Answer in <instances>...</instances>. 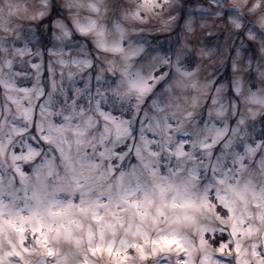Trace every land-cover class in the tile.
I'll return each mask as SVG.
<instances>
[{
	"label": "clouds",
	"instance_id": "obj_1",
	"mask_svg": "<svg viewBox=\"0 0 264 264\" xmlns=\"http://www.w3.org/2000/svg\"><path fill=\"white\" fill-rule=\"evenodd\" d=\"M10 96L34 109L32 121ZM97 102L127 130L119 141L108 137L116 145L111 159L100 156V137L114 124ZM41 105L51 111L41 114ZM50 123L60 131H49ZM77 125L86 135L73 132ZM142 135L154 140L158 157L143 150ZM0 141V176L5 186L14 181L19 197L5 199L24 208L30 249L10 264H117L107 249L143 243L137 225L150 240L174 234L183 248L173 244L156 257L149 243V258L131 249L129 264H262L264 0H0ZM177 145L184 155L177 157ZM17 166L31 181L27 201ZM37 169L47 188L31 198ZM137 183L132 199L152 201L140 211L155 216L163 206L159 224L126 206L115 219L109 213ZM53 201L63 215L47 214ZM25 203L39 207L43 220L29 221ZM88 205L103 218L81 211ZM41 227L46 245L32 231ZM220 237L228 239L215 243ZM10 241L19 245L18 234L6 230L0 247Z\"/></svg>",
	"mask_w": 264,
	"mask_h": 264
},
{
	"label": "snow or ice",
	"instance_id": "obj_2",
	"mask_svg": "<svg viewBox=\"0 0 264 264\" xmlns=\"http://www.w3.org/2000/svg\"><path fill=\"white\" fill-rule=\"evenodd\" d=\"M77 29L81 33H86L89 28L88 26L85 25H76ZM66 29H65V35H70ZM119 51V49H116ZM19 51L23 52V49H19ZM27 51H31L30 48L27 49ZM49 55H62V52L57 51L55 49H50L49 50ZM9 66H11V62H9ZM33 68L38 67V65L33 64ZM4 87L13 89L15 90V85L10 84V83H4ZM18 91L28 93L30 90L29 89H19ZM43 95V91L40 93ZM8 99L11 101V103L15 104L20 111V114L23 116V118L27 121H32L34 119V109L31 107H26L24 105V100L21 97L18 96H10ZM51 103V101L49 102ZM41 114L45 112H50L51 110L47 108L44 105L39 106ZM97 111L100 113V115L106 120L110 121L114 124V129L113 128H108L107 126L105 127V134H102L100 137V144L103 147V151L100 152V156L104 158L111 159L112 157L116 156L117 153L114 151L116 145L115 143L112 144L111 147L108 146L107 140L108 137L113 136L115 137L116 141H119L122 137L126 135L127 130L123 129L118 123L115 122L114 118L104 112L101 107L99 102H97ZM66 120H70L72 117L71 116H65L64 117ZM85 124L87 127H92L93 126V118L89 117L86 121ZM12 128L16 132H20L22 130L17 129L16 125H12ZM73 132L78 135V136H84L86 135L87 128H81L79 125H77L75 128L72 129ZM49 131H60V127L55 125V124H49ZM47 140L48 137H45ZM141 143L143 145V150L147 151L149 156L152 157H158L159 153L155 152L152 150V145L154 143V140L149 138L148 136L142 135L141 136ZM9 142H11L9 140ZM82 142V141H80ZM136 152H137V157L142 158V152H141V147L140 145H136ZM183 145H177V157L184 155L185 153L181 151ZM3 151V141H0V152ZM169 152L172 151L171 148L168 149ZM31 157V152H29L28 156L24 158H30ZM14 159H20L21 157L13 156ZM119 159L122 161L124 159V155H120ZM151 161H144V166L145 167H151ZM42 168L44 166H41ZM16 174L20 177V182L24 186V197L25 200L29 199V194H28V186L30 184V178L27 176L26 172L22 170L19 166L15 168ZM53 174V171L51 168H49L47 172V176H51ZM153 174H155V169L153 170ZM34 175L37 180V186L33 188V197L31 198H38L40 197V194L47 188L46 184V179L44 178V173L40 170L37 169L34 172ZM123 175V174H122ZM140 191V186L139 183H137V186H129L126 193L124 194L123 197V203H117L114 207V209L109 208L108 211L112 215V217L115 219L119 216V214L123 213L127 208H132L136 210V214L141 217L142 220L145 219H151L152 223L154 225L159 224L161 222V218L165 217V213L163 211V206L159 207L157 209V214L155 216H151L150 213L142 212L140 211L142 207H145L146 205H150L152 203L151 199L146 195L145 196V201H139V200H133L132 197L136 196L138 192ZM164 189L161 188V195L163 194ZM18 190L15 188L14 181L12 179H9L7 186H5L4 183V177L0 176V237H2L6 230L7 231H14L18 234L19 238V245L16 242H9L8 246L6 248L0 247V264H10L11 260L17 259L22 255V253H28L30 249L27 246V241L24 239V232L25 229L23 225L25 224L26 220L22 216V213L24 212V208H13L10 206L9 201L6 200L5 198L8 197L11 200L18 199L19 197L17 196ZM60 202L58 201H53L50 203V205L47 208V214L51 215L53 217L63 215L61 212H56L54 210L55 206L59 204ZM85 202L82 201V205H84ZM103 205L99 204L97 202L96 208H99ZM126 206V207H125ZM172 207H176L175 204L172 205ZM25 208H28V210L32 213V216L28 218V220L32 219H39L43 220V214L40 212L39 207H36L35 209L31 208L27 203H25ZM82 212L87 213L88 211H93L94 213V218L97 220L102 219L103 217L100 215H96L95 211L96 209L92 207V205H88L86 207L81 208ZM121 226H123V221H119ZM115 226V225H113ZM33 233L36 236H39L40 239L37 240V243H43L47 244V236H45L43 227L37 229L33 228ZM235 235V232L233 233ZM136 235L140 236L143 239V243H136L132 244L129 246L127 241H122L121 246L119 248L115 247H109L107 249V252L109 253L110 256H115L118 258L117 264H129V261L133 259L131 255V249H135L137 252V257L140 260H146L149 258V252L147 250V245L149 243L152 244V249H151V255L159 257L162 253L167 252L169 249L167 246L170 245H176L178 248H183V245L181 242L177 239L174 238H169V236H161L156 240H150L148 235L140 228L139 225L136 226ZM227 237H220L218 238L215 243L219 244L220 240H227ZM22 245V248L20 247ZM225 247H228L229 249L231 248V245H221L219 248V251L221 253L224 252ZM92 251L95 253L96 249H92ZM237 252H239V246H237ZM51 250H49V255H51ZM261 260L262 264H264V256L259 257ZM186 264V262H185Z\"/></svg>",
	"mask_w": 264,
	"mask_h": 264
}]
</instances>
